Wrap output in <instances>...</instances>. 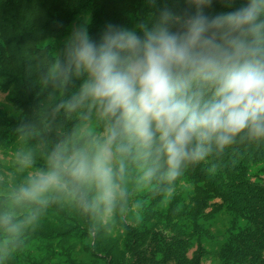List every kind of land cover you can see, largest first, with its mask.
<instances>
[{
	"label": "clouds",
	"instance_id": "1",
	"mask_svg": "<svg viewBox=\"0 0 264 264\" xmlns=\"http://www.w3.org/2000/svg\"><path fill=\"white\" fill-rule=\"evenodd\" d=\"M186 2L133 28L109 24L99 42L78 26L49 60L40 82L53 111L86 130L44 152L27 137L14 150L19 178L0 175V264L53 204L72 206L93 234L110 231L141 195L170 197L190 167L264 141V0H215L231 10L213 17L214 0Z\"/></svg>",
	"mask_w": 264,
	"mask_h": 264
},
{
	"label": "trees",
	"instance_id": "2",
	"mask_svg": "<svg viewBox=\"0 0 264 264\" xmlns=\"http://www.w3.org/2000/svg\"><path fill=\"white\" fill-rule=\"evenodd\" d=\"M245 2L236 0L235 7ZM165 5L189 7L186 0H0V93L13 111L4 112L0 102V175L10 185L19 174L8 159L22 138L44 152L70 142L85 123L75 113L48 108L51 89L40 82L75 17L90 13L87 28L99 42L109 24L132 28ZM230 10L214 0L205 13ZM139 199L134 222L120 217L110 231L95 234L72 206L53 204L23 237L10 264H44L47 259L29 254L33 242L48 261L59 256L64 264H264V141L236 144L190 167L170 197L145 193ZM220 213L229 218L225 238L211 251L205 241L214 239L211 221ZM75 251L88 261L74 258Z\"/></svg>",
	"mask_w": 264,
	"mask_h": 264
},
{
	"label": "rangeland",
	"instance_id": "3",
	"mask_svg": "<svg viewBox=\"0 0 264 264\" xmlns=\"http://www.w3.org/2000/svg\"><path fill=\"white\" fill-rule=\"evenodd\" d=\"M90 21V13L89 12H84L81 15L75 17V19L73 20V22L71 23V25L68 27V30L66 32V36L65 38L61 41L62 43H65V41L68 39V37L72 34L73 30L78 27V26H87V24ZM133 28V27H132ZM60 42V43H61ZM0 102L2 105V109L4 112L11 114L13 113L11 106L9 105V103L6 101V99L4 98V95L0 93ZM45 104L48 106V108H52L53 107V100L50 97ZM93 119H95L93 117ZM85 124V123H84ZM84 124L81 125L73 134V137L71 139L70 142L75 141L79 136L83 135L85 132V127ZM22 140V139H21ZM20 140V141H21ZM19 147L21 146V142L18 145ZM10 162H14L13 158L12 159H8ZM187 192H190L191 190L188 188H185ZM131 212L125 214L123 216V219L125 222L127 223H131L134 222L138 217H139V211L138 209H131ZM228 221L229 218L225 213H220L219 215H217L212 221H211V228H212V232L214 234V239L213 240H209V241H205V245L207 246V248L211 251L218 249L219 246L222 244V242L224 241L225 238V231L228 225ZM27 250L29 252L30 255H32L33 257L38 258V260H42V259H47V261L44 264H64L63 263V259L59 256H54L53 258H51L48 261V257H45L46 253L44 252V250L39 249L38 245L33 242L29 247H27ZM73 257L78 259V260H82L87 262L88 261V257L83 255L82 253H80L79 251H75L73 253ZM209 264V263H206ZM213 264H215V262L213 261Z\"/></svg>",
	"mask_w": 264,
	"mask_h": 264
}]
</instances>
